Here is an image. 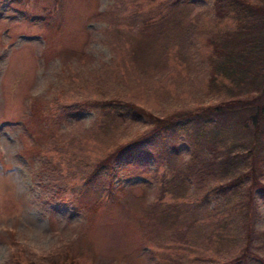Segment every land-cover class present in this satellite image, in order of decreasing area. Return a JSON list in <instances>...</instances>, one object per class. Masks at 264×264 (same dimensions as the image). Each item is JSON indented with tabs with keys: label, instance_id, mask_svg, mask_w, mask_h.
<instances>
[{
	"label": "trees",
	"instance_id": "1",
	"mask_svg": "<svg viewBox=\"0 0 264 264\" xmlns=\"http://www.w3.org/2000/svg\"><path fill=\"white\" fill-rule=\"evenodd\" d=\"M127 1L132 6L121 26L110 12L104 15L111 16L114 34L127 44L118 63L127 61L134 68L124 78L113 62L104 66L103 77L91 76L89 90L85 85L83 94H67L77 109L93 108L95 122L86 129L89 135L80 133L63 149L48 143L46 151L52 150L80 180L89 172L82 184L92 181L91 189L101 196L98 170L103 162L112 177L105 191L114 197L121 188L112 185V162L119 167L151 162L155 174L162 168L149 212L159 233L163 231L156 239L163 264H264V0H207L204 9L188 0ZM202 36L207 37L201 43L205 52L196 60L193 40ZM171 50L180 63L192 60L187 66L196 71L203 92L190 107L169 113L146 110L128 94L137 78L132 76L162 68L161 55ZM111 79L121 86L116 95ZM180 135L188 146L186 155L175 148ZM86 137L92 140L91 164L81 154ZM75 140L78 145L73 146ZM74 149L79 158L73 157ZM71 160L80 163L78 170L70 168ZM86 163L89 170L82 165ZM52 195L60 194L56 190ZM8 238L10 247L17 245ZM10 255L12 264L65 262H52L48 255L43 261L23 262L16 249Z\"/></svg>",
	"mask_w": 264,
	"mask_h": 264
},
{
	"label": "rangeland",
	"instance_id": "2",
	"mask_svg": "<svg viewBox=\"0 0 264 264\" xmlns=\"http://www.w3.org/2000/svg\"><path fill=\"white\" fill-rule=\"evenodd\" d=\"M57 1L0 0V264H12L10 252L15 249L23 262L43 261L48 255L64 264H163V249L156 244L163 231L159 233L149 212L162 168L155 174L151 162L147 167L112 162V185L121 188L114 197L105 191L112 177L103 162L98 170L101 196L91 189L92 181L82 184L89 172L80 180L52 150L46 151L48 143L62 148L80 133L89 135L86 129L95 122V110L77 109L68 95L83 94L85 85L89 90L91 76L103 77L108 64L117 61V74L124 78L134 68L127 61L118 63L127 44L108 22L112 16L121 26L132 5L127 0ZM188 1L197 9L209 6L207 0ZM206 40L194 38L196 60L204 55L201 43ZM161 59L162 68L131 75L137 77L128 92L135 104L165 113L197 104L203 83L187 66L192 60L180 63L173 50ZM112 82L116 95L121 86ZM91 142L84 139L81 153L90 164ZM175 148L186 155L183 136H177ZM73 157L79 158L80 152L74 149ZM73 161L70 168L78 170L80 163ZM88 163L82 164L86 170L91 168ZM56 190L60 195L54 197ZM8 236L16 246H9Z\"/></svg>",
	"mask_w": 264,
	"mask_h": 264
}]
</instances>
